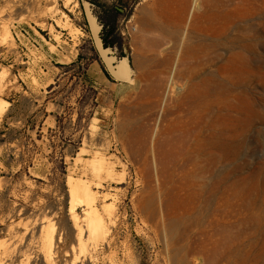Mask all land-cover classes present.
I'll list each match as a JSON object with an SVG mask.
<instances>
[{"label": "rangeland", "instance_id": "374dc122", "mask_svg": "<svg viewBox=\"0 0 264 264\" xmlns=\"http://www.w3.org/2000/svg\"><path fill=\"white\" fill-rule=\"evenodd\" d=\"M17 1L0 0V26L13 37L12 49L0 43L10 79L0 120V205L11 199L3 185L24 178L36 196L46 185L65 190L69 166L83 171L96 152L124 178H108L121 219L118 264H264V78L247 87L256 115L251 128H235L236 156L189 154L178 136L189 119L190 77L198 82L212 71L201 60L214 31L209 16L217 8L235 16L241 0H89L105 40L130 60V84L116 83L101 65L80 0H57L54 18L50 0H23L9 12ZM247 1L258 12L247 23L264 20V0ZM146 7L162 27L143 20Z\"/></svg>", "mask_w": 264, "mask_h": 264}, {"label": "bare ground", "instance_id": "6f19581e", "mask_svg": "<svg viewBox=\"0 0 264 264\" xmlns=\"http://www.w3.org/2000/svg\"><path fill=\"white\" fill-rule=\"evenodd\" d=\"M50 1L55 7L52 5L53 8L49 7L47 12L54 18L58 14V1ZM69 1L65 0V3ZM22 3L23 0H18L16 5L9 7V12ZM247 3L250 4L244 0L238 3L236 10L239 11L235 16L220 8L209 16L214 31L207 36L201 60L202 69L212 71H207L198 82L192 80L195 75L190 77L189 90L185 95L189 119L185 116L188 121L180 123L184 133L178 134L187 138L183 143H188L186 151L189 154L197 155L209 149L227 157L236 156L240 144L235 141L238 134L235 128L240 122L244 128H251L254 124L255 101L247 87L257 78H264V38L260 35L264 32V20L247 23L248 18L258 14L257 9L246 8ZM142 10L146 23L162 27L155 13L147 7ZM0 43L12 49L13 37L6 25L0 26ZM7 73L6 69L0 68V120L8 104L4 100L10 86ZM169 85L167 82V88ZM213 122H220V127L216 129ZM191 156H188V162L192 161ZM75 162L74 165L77 164ZM86 164L88 167L80 172L69 166L66 189L61 184L59 187L46 185L43 196L33 193L34 183L26 178L14 187L3 185L2 189L11 199L0 205V264H118L114 247L115 228L120 217L119 209H115L116 192L108 181L118 172L113 176L112 167L105 164L96 152ZM89 175L91 180L87 178Z\"/></svg>", "mask_w": 264, "mask_h": 264}, {"label": "water", "instance_id": "95a60500", "mask_svg": "<svg viewBox=\"0 0 264 264\" xmlns=\"http://www.w3.org/2000/svg\"><path fill=\"white\" fill-rule=\"evenodd\" d=\"M95 53L109 78L118 84H130L133 69L129 58L118 53L115 46L105 44L102 35L103 26L93 13V4L89 0L79 1Z\"/></svg>", "mask_w": 264, "mask_h": 264}, {"label": "flooded vegetation", "instance_id": "af4514ba", "mask_svg": "<svg viewBox=\"0 0 264 264\" xmlns=\"http://www.w3.org/2000/svg\"><path fill=\"white\" fill-rule=\"evenodd\" d=\"M105 31H106V29L103 28L102 35H104ZM103 38H104V37H103ZM104 42H105V44L111 45V44H109V43L105 40V38H104Z\"/></svg>", "mask_w": 264, "mask_h": 264}]
</instances>
